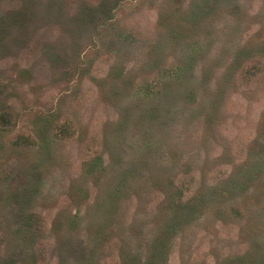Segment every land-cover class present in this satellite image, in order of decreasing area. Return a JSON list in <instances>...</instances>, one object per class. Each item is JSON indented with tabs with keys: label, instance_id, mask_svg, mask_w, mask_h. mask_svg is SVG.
Here are the masks:
<instances>
[{
	"label": "rangeland",
	"instance_id": "374dc122",
	"mask_svg": "<svg viewBox=\"0 0 264 264\" xmlns=\"http://www.w3.org/2000/svg\"><path fill=\"white\" fill-rule=\"evenodd\" d=\"M0 264H264V0H0Z\"/></svg>",
	"mask_w": 264,
	"mask_h": 264
}]
</instances>
